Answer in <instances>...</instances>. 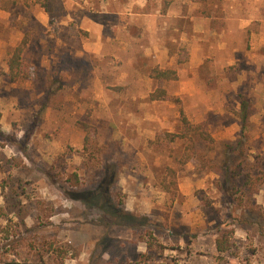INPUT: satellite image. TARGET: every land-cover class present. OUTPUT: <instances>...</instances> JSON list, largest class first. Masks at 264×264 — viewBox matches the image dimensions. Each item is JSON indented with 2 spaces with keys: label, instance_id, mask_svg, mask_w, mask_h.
<instances>
[{
  "label": "rangeland",
  "instance_id": "obj_1",
  "mask_svg": "<svg viewBox=\"0 0 264 264\" xmlns=\"http://www.w3.org/2000/svg\"><path fill=\"white\" fill-rule=\"evenodd\" d=\"M12 1L0 8V264H264V61L212 68L209 35L199 55L189 48L192 15L208 33L249 15L247 3L264 21V0H164L186 14L189 40L175 46L181 77L151 80L161 68L144 66L141 81L124 83L113 53H79L89 33L62 25L64 7ZM40 6L56 9L47 26ZM168 23L174 38L175 17ZM24 37L29 76L11 80ZM243 96L242 129L235 111ZM72 173L81 187L68 183ZM106 175L109 204L138 217L135 228L71 198ZM223 234L226 252L217 248Z\"/></svg>",
  "mask_w": 264,
  "mask_h": 264
},
{
  "label": "crops",
  "instance_id": "obj_2",
  "mask_svg": "<svg viewBox=\"0 0 264 264\" xmlns=\"http://www.w3.org/2000/svg\"><path fill=\"white\" fill-rule=\"evenodd\" d=\"M48 1L50 4L56 3L61 6L60 9L64 7L67 12L66 19L59 20L63 26L73 25L89 33L88 36L82 38L80 54L94 53L97 56L105 57V55L113 53L112 56L118 62L115 66L120 72V83L126 82L128 76H135L137 81H141L145 77L144 66H159L161 69L176 70L177 77L175 79L158 78L164 79V81L177 80L181 77V73L175 65L178 54L175 46L176 44L181 45L182 42L185 43V40L188 39L185 37V30H183L186 14L182 8L179 13L177 6L170 3L165 5L164 0ZM70 3L72 7L68 9L67 6ZM246 6L248 10H251L250 14L244 15L234 26L222 27L221 30L214 29L212 26V29H207L208 33L199 24L198 18L192 15L190 19L194 20L193 34L189 45L191 55L201 53L202 41L209 35L212 36V50L207 54L212 55V68L228 67L238 61H246L251 64L263 62L264 21H260L262 19L258 17L254 8L251 9L249 3ZM40 7L42 8V6ZM53 10L56 9L50 6L40 9L39 18L43 25L50 24ZM191 11L193 12V9ZM170 16H174L176 19L173 26L176 32L174 38H168V35L165 34L170 28V23H168ZM179 22L181 23L179 24ZM240 37H242L241 41H239ZM144 62L148 63L145 65ZM246 74H251V71H246ZM255 75L260 78L261 74L256 73ZM150 76L149 79L152 80V74ZM164 92H162V96L165 94ZM159 98L155 96L152 99Z\"/></svg>",
  "mask_w": 264,
  "mask_h": 264
},
{
  "label": "trees",
  "instance_id": "obj_3",
  "mask_svg": "<svg viewBox=\"0 0 264 264\" xmlns=\"http://www.w3.org/2000/svg\"><path fill=\"white\" fill-rule=\"evenodd\" d=\"M13 4L12 0H0V8L8 10L10 6ZM28 45L27 38H23L21 43L17 45L13 51L11 60H10V76L11 80H17L18 78H27L29 76L27 64L23 61V54ZM153 77L156 78H165V79H175L177 77L176 70L174 69H154V73H152ZM164 92V91H162ZM156 96V95H154ZM244 97V96H243ZM250 110V103L244 98H242L241 101V108L238 111H235V114L240 118L242 129L245 128L247 119H248V113ZM183 114V112H182ZM183 120L190 128L193 127V125L188 121V119L184 116ZM196 130H200V125H197L194 127ZM200 137L203 139H209L211 136L206 134L204 131L198 132ZM188 160V159H187ZM114 171V170H113ZM241 167L238 168V171L233 173H228L227 168L224 170V174L228 176V179H230L231 176L235 177L238 174L241 173ZM171 173L173 176H175V171L171 169ZM107 176V177H106ZM107 181L105 182V178L101 181V183L97 184L95 187L91 188L86 196L75 195L71 194V198L74 200H81V202L88 206H98L105 212H112L116 215V217L112 220H107V223H114V224H122V225H128L130 227H134L139 223V218L136 217L133 213L125 210L122 207H116L111 206L108 202L109 195H113V193L110 190L111 175H106ZM68 183L71 186H76V188L81 187V181L79 178V175L77 173H72L68 177ZM172 184H176V181L173 179L169 183H164L165 190L167 192H171ZM151 235H153L152 231H149ZM148 246V252L151 253L153 251L154 242L147 241ZM229 241L225 234H223L222 237L217 238V248L220 252H226L229 249ZM145 256V254H143ZM162 264H181L178 261L171 260L169 263H162Z\"/></svg>",
  "mask_w": 264,
  "mask_h": 264
}]
</instances>
